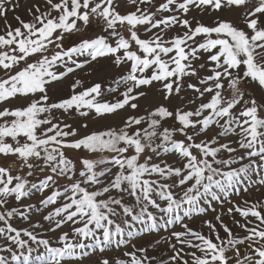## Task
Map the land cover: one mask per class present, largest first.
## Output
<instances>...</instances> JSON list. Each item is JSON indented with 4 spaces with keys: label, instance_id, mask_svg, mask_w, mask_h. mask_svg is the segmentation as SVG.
<instances>
[{
    "label": "snow or ice",
    "instance_id": "snow-or-ice-1",
    "mask_svg": "<svg viewBox=\"0 0 264 264\" xmlns=\"http://www.w3.org/2000/svg\"><path fill=\"white\" fill-rule=\"evenodd\" d=\"M19 6L0 264H264V0Z\"/></svg>",
    "mask_w": 264,
    "mask_h": 264
},
{
    "label": "rangeland",
    "instance_id": "rangeland-1",
    "mask_svg": "<svg viewBox=\"0 0 264 264\" xmlns=\"http://www.w3.org/2000/svg\"><path fill=\"white\" fill-rule=\"evenodd\" d=\"M35 0H13V3H18L20 6L14 11L8 13V22L13 25V27L17 26V22L14 20L15 15H20L24 19H29L30 17L27 14V9L34 3ZM4 29V21L0 18V32ZM27 202V201H26ZM214 215V214H213ZM226 222L231 224L230 218H225ZM196 226H199V221L196 222Z\"/></svg>",
    "mask_w": 264,
    "mask_h": 264
}]
</instances>
